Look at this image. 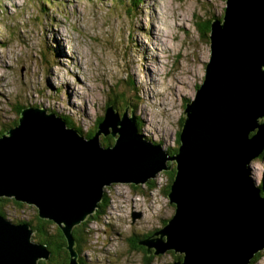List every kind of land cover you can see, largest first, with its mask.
I'll return each mask as SVG.
<instances>
[{
  "label": "water",
  "instance_id": "water-1",
  "mask_svg": "<svg viewBox=\"0 0 264 264\" xmlns=\"http://www.w3.org/2000/svg\"><path fill=\"white\" fill-rule=\"evenodd\" d=\"M209 40L205 75L185 104L172 155L143 139L133 114L120 117L110 106L91 138L32 105L0 135V197L33 204L58 225L68 264H80L72 230L96 211L103 185L138 184L172 163L167 197L174 213L158 238L139 241L148 253H182L172 264H250L264 248V195L249 165L264 150V0H225ZM103 135L114 137L111 147L101 146ZM32 233L29 223L0 215V264L48 259Z\"/></svg>",
  "mask_w": 264,
  "mask_h": 264
},
{
  "label": "rangeland",
  "instance_id": "rangeland-1",
  "mask_svg": "<svg viewBox=\"0 0 264 264\" xmlns=\"http://www.w3.org/2000/svg\"><path fill=\"white\" fill-rule=\"evenodd\" d=\"M130 5V0H0V129L18 118L22 104L59 113L88 134L115 93V106L109 105L114 112L133 114L152 143L176 146L184 103L194 99L211 53L210 33L196 22L220 18L225 0H140L131 11ZM250 166L256 186L264 188V157ZM168 182L162 169L138 184L103 185L108 201L84 229L85 264H145L130 237L161 229L173 215L164 191ZM23 203L7 206L9 220L33 218L35 206ZM259 252L250 264H264V248ZM174 254L182 255L166 250L148 264H169Z\"/></svg>",
  "mask_w": 264,
  "mask_h": 264
},
{
  "label": "trees",
  "instance_id": "trees-1",
  "mask_svg": "<svg viewBox=\"0 0 264 264\" xmlns=\"http://www.w3.org/2000/svg\"><path fill=\"white\" fill-rule=\"evenodd\" d=\"M48 0H44V3H47ZM131 3V7H130V11L132 8H135V6H137L140 3V0H130ZM223 16V15H222ZM222 16L220 18H222ZM218 18V17H217ZM214 20V18L212 19H208L205 21L204 24L201 25V23H197L196 22V26L198 27V29H200L202 32L206 33H210L211 30V23ZM115 94V93H114ZM113 94V95H114ZM113 95H111V97H113ZM116 95V94H115ZM112 99L111 97H109V100L106 101L107 106L109 105H113L114 101H115V96ZM187 103V101L184 103V105ZM125 106V105H124ZM24 106L22 104H20L17 107V113L20 114L21 109ZM126 108V106L124 107ZM124 113V112H123ZM59 114V113H58ZM61 115V114H60ZM62 116V115H61ZM63 117V116H62ZM65 119V121L67 122L68 126H72L75 127L73 125V122L69 121L67 118L63 117ZM103 116H100L96 122V125L94 126V128L91 129V131L87 134L83 133L78 127H75L76 129H78L80 131V133H82L83 135H85L87 138H91L94 136V134L97 132L98 130V124L102 121ZM182 118L180 120V128L177 130L176 133V146L170 148L167 147L166 151L168 153V155L174 154L177 152L178 150V146L180 144V140H179V134H180V129H181V125L183 122ZM17 123V119L13 120L11 124L8 125H3L0 129V135L3 134L6 130L12 128L15 124ZM137 123V121H136ZM138 131H139V127L137 125ZM251 135V134H250ZM115 142V139H106L103 138L100 141L101 146L103 147H111ZM264 157V150L263 152L257 157V158H262ZM172 162L167 161V164H170ZM172 170H167L165 171L169 177V182L168 185L165 187V194L168 193L169 191V187H170V183L173 179V175H174V163H172ZM150 182V181H149ZM135 187V186H133ZM259 189L261 191V194L264 195V188L259 186ZM107 197H103V199L98 203L97 209L94 213L90 214L84 221H82L80 224L75 225L73 230H72V235L73 238L75 239V245L74 248L76 249V251L79 254L78 257V261L80 264H85V260L82 258L81 255V250L82 247L85 243V237H84V229H85V225H87V222H89L90 219L95 218L96 216L98 217L99 213H101L103 211L104 205L107 202ZM13 205L16 207L21 208L24 203L20 202V201H16L13 197H6V196H1L0 197V215H3L4 217L7 218V213H6V208L8 205ZM12 222L15 223H19V222H27L30 224V226L34 229V241L38 242V243H43L46 244L47 248L50 251V255L48 259L45 260H40L39 264H68L69 260H70V255H69V251L66 249V244H67V240L62 232V230L58 227V225H56L53 221L51 220H47L44 218H40L38 216V213L34 214L33 218L30 220H18V219H10ZM155 231H149L144 235H140V236H132L130 237V240L132 242V244L135 246V248H138L139 250H141L142 255L144 256L145 259V264H148V261H150L154 255L153 249L150 250L151 253H148L147 250V246L141 245L139 247V241L146 238L148 235H154ZM142 237V238H141ZM81 255V256H80ZM183 255H175L174 254V261L175 260H181ZM260 256V252L255 253L254 257L251 260V263L255 262ZM173 261V262H174ZM169 264H172L169 263Z\"/></svg>",
  "mask_w": 264,
  "mask_h": 264
},
{
  "label": "clouds",
  "instance_id": "clouds-1",
  "mask_svg": "<svg viewBox=\"0 0 264 264\" xmlns=\"http://www.w3.org/2000/svg\"><path fill=\"white\" fill-rule=\"evenodd\" d=\"M69 127H72V126H69ZM78 130V129H77ZM79 131V130H78ZM80 132V131H79ZM143 139L147 140L146 137L143 136ZM151 141V140H150ZM155 143V142H154ZM261 192V191H260Z\"/></svg>",
  "mask_w": 264,
  "mask_h": 264
},
{
  "label": "flooded vegetation",
  "instance_id": "flooded-vegetation-1",
  "mask_svg": "<svg viewBox=\"0 0 264 264\" xmlns=\"http://www.w3.org/2000/svg\"><path fill=\"white\" fill-rule=\"evenodd\" d=\"M166 222H167V220H166ZM164 225H165V223H164ZM164 225H163V226H164ZM153 231H154V230H153ZM155 231H156V230H155ZM153 233H154V232H153ZM140 246H141V245L139 244V247H140Z\"/></svg>",
  "mask_w": 264,
  "mask_h": 264
},
{
  "label": "bare ground",
  "instance_id": "bare-ground-1",
  "mask_svg": "<svg viewBox=\"0 0 264 264\" xmlns=\"http://www.w3.org/2000/svg\"><path fill=\"white\" fill-rule=\"evenodd\" d=\"M146 114V113H145ZM250 165V164H249Z\"/></svg>",
  "mask_w": 264,
  "mask_h": 264
}]
</instances>
